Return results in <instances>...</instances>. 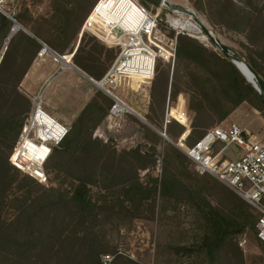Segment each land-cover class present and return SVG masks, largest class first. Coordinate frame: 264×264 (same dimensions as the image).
I'll list each match as a JSON object with an SVG mask.
<instances>
[{
    "label": "rangeland",
    "instance_id": "374dc122",
    "mask_svg": "<svg viewBox=\"0 0 264 264\" xmlns=\"http://www.w3.org/2000/svg\"><path fill=\"white\" fill-rule=\"evenodd\" d=\"M88 1L90 0H19L16 4L20 13H18L19 20L29 31L30 29L28 26L30 28L36 27L38 30L37 32H40L42 37L40 41L48 45L52 43H58L60 46L68 45L67 47H69V50L61 53V55H65L64 58L73 65H75L73 58L74 52L80 44L82 49L80 50L79 58L84 59V57L90 56L94 60V64L99 67V71L103 70V72H105L110 65V58L114 53L112 52V48H116L103 44L90 32H85L83 36L79 35V31L76 34V32H74L75 23L69 30L65 31L62 28V24L57 23L56 19L58 18H52L55 12L62 15L66 9L69 11L74 9V11H76L79 8H83L87 5L86 3ZM125 1L126 0H119L113 5V9H115L116 12L120 11L119 9L123 7ZM172 1L177 3V5H188L190 8H193L197 15H199V19H202L203 22H201V24L204 25V23H206L221 43L230 47L235 54L244 60L250 56L256 62L258 68L264 73V37L261 36V31L259 28L253 31H251V29H248L249 31L242 30L244 27H264V0H232L235 3L234 6L227 3L228 0H223L229 12L223 16L215 13L214 8L210 6L211 0ZM107 2L108 0H103L101 8L107 4ZM106 10L107 9H104L103 12H106ZM48 18H50V20L46 21L45 19ZM71 18H73V15ZM192 20L196 21V17H193ZM23 32L28 33L25 30H20L10 39L6 37L0 42V56L2 51L6 52L12 39H15L17 34L19 35ZM21 35L22 34H20L19 37ZM202 35L207 37L204 33ZM203 41L206 42L207 40ZM210 42L213 46H209L210 48H207V50L212 52L217 45L212 43V41ZM193 43L201 46L204 44L194 39ZM40 50L41 49H38L36 52L35 59L39 58L41 61L46 55L53 56L51 51L40 56ZM217 51L220 55L224 54L218 46ZM12 52L11 50L10 57ZM31 52V47L25 46L20 55L22 57L21 60H14L9 64V61H11V58H9L7 60L8 63L4 67H0V119L13 114L15 115V113L19 114L12 120L5 132L0 134V160H4L5 157H8L11 165L17 167L11 161L12 155V160H15L20 167L25 169L23 170L18 167L21 169L18 172L16 169L8 167L6 174H4L3 183L0 185V222L1 224L4 223L2 224L3 229L11 228V230L19 233L18 237L21 239H25V235L28 236L29 233H32L34 238L27 246V248H29L27 253L30 258L26 260V263L43 264V258L45 259V257H42V251H45L46 245L49 242L48 235L52 228L51 222L60 225L61 220H63V211L55 210L54 213L57 212L55 216L51 215L48 219L42 218L33 225L32 228L28 217L37 206V202H34L35 199L40 197L46 190L53 187L55 189L54 193L59 189H66L69 187L71 180L66 176V160L69 158L67 154L64 155L56 150H54V152L51 151L52 154H54L52 155L50 153L51 157L46 165L45 163L39 165L28 160L18 151V147L21 143V135L26 124L30 125V117L35 111V96L42 94L44 98L50 88V86H47L43 92L39 89V86L46 78L45 76L39 77L37 82H34V86L36 85L38 87L36 91H34L31 85L26 84L25 75L23 74L29 62ZM100 58L101 61L99 60ZM229 58L231 59V57ZM61 62L62 61L59 63L62 65ZM191 66L195 67L193 63L185 59H177L174 72L171 73L172 67L170 68L168 64L162 63L158 69L156 78L164 76L165 81H169V88L167 93H160V95L158 93L156 97H154L153 93V84L155 80L149 86L150 91L146 86L149 84L141 82L140 79H136V81L133 79L119 85L116 92L119 97L129 104V106L140 105L143 109H147L148 107V118L158 127H163L162 117H164V113L170 101L169 112L173 117L184 121V115L188 113L192 120L190 125L191 129L175 122L176 120H172L171 125L168 126L170 129V136L173 138L175 137L174 139H177L178 136L179 138H181V136L186 137L189 135L190 131L194 129V139L195 136L198 137L203 131L217 125L216 121H221L222 115L219 114L221 108H218L221 104L220 101L217 102L219 105H214V107L209 106L211 108H206L205 106L203 108V104L201 105L199 102L195 101L196 96H194V100L192 101V94H195V92L199 93V91L205 94H207V92L212 93L215 89H219L223 92L224 89L220 85L221 81H218L213 75L209 76L208 72L205 73L200 69L196 71ZM248 77L251 78L249 75ZM180 90L192 94H188L186 97ZM18 93L29 100L30 107L27 112H22L20 108L19 97L17 96ZM245 95L254 99V96L249 92L245 93ZM225 96L228 97L226 94ZM108 97L110 98L109 95ZM148 101L150 102L149 104ZM109 106L110 105H108V107ZM43 107L49 112V110L46 109L47 106L45 107V103ZM202 112L204 113V117L202 116ZM126 116L130 118V122H122L121 126H118V129L113 128V130L107 131V135L104 134V137H102L100 134L104 131L103 128L99 131L97 128L93 135L104 142L108 140L111 142L112 140L119 152L124 151V149L140 146L146 153H151L155 159V168L150 171V173L155 176L160 175L164 168L163 164H165L164 155L167 148L166 145L168 143L178 144V141L169 138V136L166 138L160 134L162 130L158 128L161 142L153 149V145L148 144V139L143 140V134L141 132L139 133L141 124L138 125L137 119L131 116V112L126 113L122 118ZM122 118L120 119L121 121H123ZM131 121L136 123H131ZM259 125V121H255L254 126L256 127ZM27 133L28 132L25 130L24 138L22 139V144H24L26 148L25 154L34 160L45 156L49 151L47 144L29 139ZM29 134V137L36 138L38 129H36V127L30 128ZM149 140H152V137L149 138ZM12 142H14V146L11 148L10 145ZM49 145L51 146L53 144ZM221 147L222 145H218L216 150H220ZM235 151H238V148L233 145L226 148L222 152V156L224 158L235 157ZM185 160V166H187L189 171L194 173L196 170L191 159L188 158ZM168 167L172 169L173 165L169 164ZM43 168L46 180L40 182L32 173L34 175H42ZM139 173L141 176H144L147 170L140 169ZM198 177H201V181H195L194 183H199L203 186V192L211 203L223 212L232 213L233 204L229 194L231 192L237 193L220 181L218 183L213 176L204 175ZM110 178L111 175L108 172H103L100 169L92 178L94 180L92 190L98 192L105 182L110 181ZM110 199L113 198H109V200ZM102 203L103 201L101 200L99 204ZM147 215H149L148 212L142 208L139 210L131 209L128 212L119 210V207L112 210H100L92 228V232L100 241L101 249L110 253H118L119 249H123L124 253L118 254L117 256L124 257L121 258L124 264H264V243L250 230L243 233L239 239L237 238V245L235 242L228 243L222 246L214 255L201 254L199 256H187L176 253L175 250L172 249V246L194 245L206 235L195 210L186 200H182L176 206L174 200L170 197L161 198L159 199L154 217L148 219ZM62 229H65L63 224L59 226V230ZM137 248H139V250H137ZM22 249L23 248L19 246L15 247L16 256L21 255ZM131 250L136 252V254L138 252V256L136 257L140 260V263H132L133 261L128 259L126 255H129L127 253L131 252Z\"/></svg>",
    "mask_w": 264,
    "mask_h": 264
},
{
    "label": "trees",
    "instance_id": "16d2710c",
    "mask_svg": "<svg viewBox=\"0 0 264 264\" xmlns=\"http://www.w3.org/2000/svg\"><path fill=\"white\" fill-rule=\"evenodd\" d=\"M97 1L98 0H90L86 3L87 5L76 11H74V9L72 11L66 9L62 15L55 12L52 18H58L56 19L57 23H61L65 31L74 26L73 24L75 23L74 32L77 34L79 31L80 35L83 23ZM227 3L231 6L235 4L232 0H228ZM210 6L214 8L216 14L218 13L223 16L229 13L223 0H211ZM72 15L73 18H71ZM45 20L49 21L50 18ZM11 27V20L0 12V42L10 33ZM28 28L32 35L23 32L20 33L22 34L20 37V34H17L15 39H12L0 63L1 68L8 63L7 60L9 58H11L9 64L14 60H21L22 57L20 55L25 46H29L32 49L28 64L31 60H35L36 52L38 49L42 48L44 42L40 41L42 37L40 32H37L38 30L36 27L30 28L28 26ZM256 28H259L261 36L264 37V27L262 26L244 27L242 30L249 31L251 29V31H253ZM193 39L198 40L186 34H180L178 36L176 61L180 58L185 59L193 63L196 67H199L201 71L205 73L208 72L209 76L213 75L218 81H221L220 85L227 96L233 97L232 95L235 94L234 102H237L239 99L241 101L246 100L264 115L263 96L247 81L245 76L229 57L224 54H218L219 52L214 49L213 51L215 53L213 51H208V47L203 44L204 47L196 45L193 43ZM48 46L60 54L69 50V47H67L68 45L60 46L58 43H52ZM81 49L82 47L79 44L74 52V63L90 77L95 79H101L107 73L118 52L117 48H112V52L114 53L110 58V65L106 71L104 70L105 72H103V70L99 71V67L94 64V60L90 56L84 57V59L79 58ZM11 50L13 52L10 57ZM99 60L101 61V58ZM245 61L253 67L264 80V73L258 68L256 62L250 56H248ZM162 63L163 62L159 61L157 73ZM168 65L171 68L170 64ZM174 69H171V73L174 72ZM157 73L152 80V82L155 80L153 84L154 97H156L158 93L159 95L160 93H167L169 88V81L166 82L164 76L156 78ZM136 79L137 78H135V81ZM247 92L251 93L254 99L245 95ZM198 95L202 98V104L205 105L206 108L219 105V103H217L218 101L212 103L210 101L208 102L206 99L207 94L204 92L199 91ZM17 96L19 97L22 112H27L30 107L29 100L20 93H18ZM169 103L168 105H170ZM112 104L113 99L111 97L109 98L102 90H98L95 97L91 99L73 121L72 125H70L67 135L52 149L53 152L56 150L57 152L69 156L66 160V176L70 178L71 181L69 187L66 189H59L54 193L55 189L53 187L46 190L40 197L35 199L34 202H37V206L28 217L32 228L33 225L42 218L48 219L51 215L55 216L57 213H54L55 210L63 211V220H61V224L64 225L65 229L59 230L61 224L58 225V223L51 222L52 228L48 235L49 242L46 245L45 251H42V257H45V259L43 258V264L98 263L101 255L108 253L106 250L101 249L100 241L92 232L99 211L104 209L112 210L119 207V210L128 212L131 209L139 210L142 208L148 212L149 215H147V218L152 219L155 215L157 205L159 204V199L164 197L173 199L176 206L182 200H186L195 210L206 232L205 237L194 245L172 246V249L175 250L176 253L187 256H199L201 254L214 255L222 246L228 243L235 242L237 245V238L239 239L247 230H254L257 215L241 196L232 192L229 194L233 204L232 213L223 212L211 203L203 192V186L199 183L195 184L194 182L201 181V177L199 178L198 176L212 175H200L197 171H194V173L189 171L187 166H185V159L189 157H187L188 155L183 152L176 143H168L166 145L164 168L160 175L155 176L150 173L156 165L155 159L151 153H146L140 146L124 149V151L119 152L112 140L111 142L109 140L104 142L95 137L93 135L95 129H97L107 117ZM108 105L110 106L108 107ZM16 115L19 114L15 113V115L13 114L0 119V134L5 132ZM164 117H162L163 127H158L155 124L157 129L159 128L162 131L164 130ZM38 120L42 125H52L51 122H48L47 118L41 117L38 118ZM170 125L171 123L168 124V126ZM168 126L166 131L167 136L174 139L175 137L173 138L170 136V129ZM144 128L149 138L152 137L150 142L154 149V147L161 142L160 135L151 130L149 126H144ZM44 132L43 130L42 133ZM205 132L206 130L193 139L195 133L193 129L186 138L185 144L189 146L193 145L197 140L202 138ZM174 140L179 141V136ZM13 146L14 142H12L10 147L12 148ZM51 154L45 161V165L50 159ZM27 158L34 161V159L30 158L28 155ZM168 163L173 165L172 169L168 167ZM8 167L14 168L18 172L21 170L11 165L8 157H5L4 160H0V185L3 183L4 174H6ZM100 169L103 172H108L111 178L109 182L104 183L98 192H94L92 190L94 186V180L92 178ZM140 169L147 170V173L141 176L139 173ZM217 182L219 183V180H217ZM109 198L113 199L109 200ZM101 200L103 203L99 204ZM2 224L0 222V264H27L26 260L30 258L27 253L29 250L27 246L32 242L34 238L33 234L29 233L28 236L25 235V239H21L18 237L19 233L11 230V228L3 229ZM260 241L264 243V241ZM16 246L23 248L19 256H16Z\"/></svg>",
    "mask_w": 264,
    "mask_h": 264
},
{
    "label": "built area",
    "instance_id": "2783aa9c",
    "mask_svg": "<svg viewBox=\"0 0 264 264\" xmlns=\"http://www.w3.org/2000/svg\"><path fill=\"white\" fill-rule=\"evenodd\" d=\"M17 1L19 0H0V12L11 20L10 32L13 35L25 28L18 20ZM102 1H97L86 18L80 36L85 32H90L103 44L118 49L116 58L101 79L90 76L88 78L95 87L113 99V104L107 115L108 125L119 128L118 126H121L120 119L126 113L133 111L132 107L117 94L116 90L119 85L135 78L142 82H152L157 73L159 61L170 64L173 70L180 34L196 38L208 47L213 45L201 24L199 25L202 27L203 33L208 37L206 42L200 37L203 33L198 35L188 28L174 24L175 19L185 21L188 15L193 17L187 10H195L188 5L180 6L172 0H161L160 3L150 0H126L123 7L119 9L120 11L116 12L113 5L119 0H108L107 4L101 8ZM104 9H107L106 12H103ZM212 43L214 42L212 41ZM215 50H217V46H215ZM48 51H51L54 59L60 62L56 51L45 43H43L39 55L43 56ZM69 65L72 64L62 63L61 69ZM34 104L35 111L30 117V125L26 124L24 129L28 135H30V128L36 127L39 130L37 116L40 109L51 115L43 107L42 94L35 96ZM51 116L59 127L55 126L57 130L51 127L45 128L46 134L49 135L46 140L49 151L44 163L53 146L58 145L69 131V126L63 124L53 115ZM172 120L181 122L180 119L171 115L168 105L164 117V130L161 131V134L166 138H168L167 126ZM187 137L188 135L182 141L179 138L176 145L188 155L200 175L214 176L251 206L257 215L253 231L260 240L264 241V136L257 138L239 123L231 122L227 125L217 124L208 128L202 138L191 146L185 144ZM30 138L36 142L44 141L38 135L36 138ZM218 145H222L220 150H216ZM233 145L238 148V151H235V157L224 158L222 152ZM11 161L17 167L25 170L15 160H12V155ZM32 175L40 182L46 180L44 168L42 175L33 173ZM122 253H124L123 249H119L118 253H104L96 264H116L117 255Z\"/></svg>",
    "mask_w": 264,
    "mask_h": 264
},
{
    "label": "crops",
    "instance_id": "0c3cea01",
    "mask_svg": "<svg viewBox=\"0 0 264 264\" xmlns=\"http://www.w3.org/2000/svg\"><path fill=\"white\" fill-rule=\"evenodd\" d=\"M201 42V41H200ZM204 45V44H203ZM205 46V45H204ZM208 47V46H206ZM210 48V47H208ZM55 51V50H54ZM57 52V51H56ZM58 53V52H57ZM60 54V53H59ZM220 54V53H218ZM219 56V55H217ZM50 55H46L40 61L39 58L35 60H31L29 64L26 66V70L24 72L25 75V82L36 91L38 87L35 85L34 82H37L39 77L45 76V80L39 86L40 91H44L47 86H50L48 89L45 97L43 98L46 109L49 110V113L52 114L55 118L61 121L63 124L70 126L73 121L78 117L81 111L85 108V106L91 101L93 97L98 92V88L94 86L93 83L89 80V75L81 70L78 66L69 65L65 68L61 69V64L54 59V57ZM181 59V58H180ZM230 59V58H229ZM231 60V59H230ZM232 61V60H231ZM191 65V64H190ZM193 67L194 70H199V67ZM211 68V66H210ZM53 81V83H52ZM142 82V81H141ZM249 82V81H248ZM146 85L148 90L149 86L152 82H143ZM178 89V88H177ZM179 90V89H178ZM39 91V93H40ZM146 91V89H145ZM180 92L187 97L188 94H192L190 92ZM192 101L199 102L202 105V98L198 95V92L192 94ZM226 97L224 91H220L219 89H215L212 93L207 92L206 99L211 102L220 101L221 104L219 107L222 109L220 111V115H222L221 121H216V123L227 125L231 122L239 123L243 128L250 131L255 137L260 138L264 136V115L261 112L252 106L248 101L244 100L241 101L240 99L237 102H234L235 94ZM150 102L148 101V104ZM200 105V106H201ZM203 108L205 105H202ZM133 111L131 112V116L137 119L138 125L141 124L139 127V133L143 134V140L148 139V144H151L149 140V136L146 137V130L144 126H149L151 130L160 133L159 129L155 126V123L149 120L148 118V107L147 109H143L140 105L131 106ZM226 109V110H224ZM202 112V116H203ZM204 117V116H203ZM183 123L185 127L191 129L192 120L190 119V115L187 113L184 115ZM122 122H130V118L128 116L122 118ZM255 121H259V126H254ZM133 121H131L132 123ZM136 123V122H133ZM102 134L100 136L104 137L103 135H107V131L113 130L115 127H110L108 125L107 117L103 120L101 125L98 126V131L102 129ZM118 129V128H117ZM257 133V134H256ZM145 134V135H144ZM161 134V133H160ZM108 138V137H106ZM185 137L181 136V141L184 140ZM158 146V144H157ZM139 250V248H137ZM126 255L132 263H140L138 256V252H128ZM131 254V255H130ZM123 256L116 257V264H124L122 262Z\"/></svg>",
    "mask_w": 264,
    "mask_h": 264
},
{
    "label": "bare ground",
    "instance_id": "6f19581e",
    "mask_svg": "<svg viewBox=\"0 0 264 264\" xmlns=\"http://www.w3.org/2000/svg\"><path fill=\"white\" fill-rule=\"evenodd\" d=\"M183 16H185V14H183ZM196 17V21H194V20H192V18L193 17H191V16H187L186 17V20L185 21H183V20H178V19H175V23L174 24H176V26H183V27H185V28H188L189 30H191L192 32H194V33H196V34H198V35H200L201 33H203V31H202V27L199 25L200 24V21L201 22H203L202 21V19L200 18L199 19V15H196L195 16ZM204 25H206V23H204ZM206 27H208L207 25H206ZM208 29H209V27H208ZM200 37H201V39L202 40H208V38L205 36V35H200ZM7 44V43H6ZM2 58V54H1V56H0V59ZM59 59V58H58ZM63 60H64V64H67L68 65V62L69 61H67L64 57H63ZM70 63V62H69ZM242 69L244 70V72L245 73H247L249 76H251V78H250V80L252 79V75H251V73L244 67V66H242ZM47 118V120H48V122H51V126H48V125H46V124H44V125H42L40 122H39V126H38V128H39V130H38V137L39 138H41V139H43L44 141H41L40 143H45V144H47L46 143V140H47V138L49 137V135L48 134H46V132H44V133H42V131L44 130H46L45 128L46 127H51V128H53V129H55V126H57V128L59 127V125L57 124V122H55V121H53V119H52V116L51 115H49L48 113H46V112H44L42 109H40L39 110V112H38V116H37V119L38 118ZM39 121V120H38ZM57 128L55 129V130H57ZM37 129V128H36ZM24 134H25V131H24V133H23V135H22V137H21V143H20V146L18 147V151L20 152V154L22 155V156H24L25 158H27V155L25 154V150H26V148L24 147V144H22V139L24 138ZM27 135H28V133H27ZM28 138L29 139H31L30 137H29V135H28ZM47 147H48V144H47ZM49 148V147H48ZM47 153L45 154V156H42V158H38V159H36V160H34V161H32V160H30V161H32V162H35V163H37V164H39V165H43V161L46 159V157H47ZM28 159V158H27ZM29 160V159H28Z\"/></svg>",
    "mask_w": 264,
    "mask_h": 264
},
{
    "label": "water",
    "instance_id": "95a60500",
    "mask_svg": "<svg viewBox=\"0 0 264 264\" xmlns=\"http://www.w3.org/2000/svg\"><path fill=\"white\" fill-rule=\"evenodd\" d=\"M153 1L155 3H160L161 0H150ZM187 12L192 15L193 17H195L197 15V13L193 10H187ZM201 24V21H200ZM202 27L205 30V33L209 36V38L211 39V41H213L214 43H216V45L223 51V53L225 55H227L228 57H231L232 62L236 65V67L241 71V73L245 76V78L247 79V81H249L253 87L264 96V80L260 77V75L257 73V71L251 67L244 59H242L241 57H239L237 54H235L230 47L224 45L223 43H221L219 41V39L216 37V35L213 33L212 30L207 29V27H205V25L201 24ZM25 31H27L30 35H32V33L27 29L24 28ZM13 36V34L10 32L9 35L7 36V39H10ZM2 58L0 59V63L4 57L5 51H2ZM57 57L59 58L60 61H62V63H64L63 57L64 55H61L59 53H57ZM72 66L74 67L75 65L72 64ZM242 66H244L252 75V79L250 80V78L248 77V75L244 72V70L242 69Z\"/></svg>",
    "mask_w": 264,
    "mask_h": 264
}]
</instances>
